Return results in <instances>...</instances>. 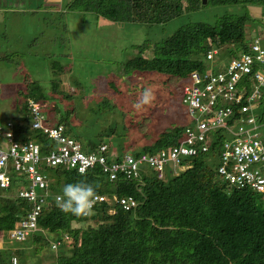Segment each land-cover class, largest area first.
<instances>
[{
	"label": "trees",
	"instance_id": "trees-1",
	"mask_svg": "<svg viewBox=\"0 0 264 264\" xmlns=\"http://www.w3.org/2000/svg\"><path fill=\"white\" fill-rule=\"evenodd\" d=\"M11 1L21 4L24 0ZM205 1L213 5L264 7V0ZM59 3L53 10L62 16L67 12L94 14L102 21L150 27L199 11L206 4L204 0H73ZM252 21H255L253 17L244 13L225 16L216 26L196 23L183 27L162 43L155 44L152 58L144 56L150 46L136 47L139 53L121 65L123 74L155 73L176 79L182 85L194 71L208 69L209 51L219 50L220 61L248 52L246 31ZM2 37L7 39L8 33H3ZM4 53L0 55V63L12 65L11 58L16 53L8 50ZM56 69L51 68L53 74ZM244 81L241 84L244 85ZM60 82V78L53 81L56 90ZM19 97L25 113L8 120L14 121L19 142L37 141L43 155L55 146L41 131L32 129L29 103L35 101L43 106L53 125H64L67 133L84 146L71 134L75 124L70 113L64 112L61 105L54 111L47 108L54 99L39 81L27 84ZM256 108L261 109L255 111L256 115L263 113V105ZM49 111H57L61 117L58 122ZM185 126L163 131L144 152L155 154L179 145ZM223 141L220 135L209 153L184 158L180 166L167 168L165 180L147 174L137 181L110 182L100 167L85 175L64 167L44 168L51 193L61 194L66 184L85 181L97 185V195L107 196L110 201L97 205L91 215L76 216L65 213L54 197L49 198L39 219L40 231L33 235V241L42 247L51 246L45 234L54 233L53 229L68 236V239L56 240L65 248L58 253L55 264H264V195L250 189H237L219 176ZM102 144L103 141L99 144L91 141L84 149L96 150ZM21 181L16 177L10 190L0 188V237H5L31 210L27 200L16 196ZM115 196L132 197L138 204L134 209L125 210L113 200ZM49 227L52 230H44ZM12 258L4 257L0 251L1 264H12Z\"/></svg>",
	"mask_w": 264,
	"mask_h": 264
},
{
	"label": "rangeland",
	"instance_id": "rangeland-1",
	"mask_svg": "<svg viewBox=\"0 0 264 264\" xmlns=\"http://www.w3.org/2000/svg\"><path fill=\"white\" fill-rule=\"evenodd\" d=\"M58 2L63 0H24L21 4L0 0V55L4 56L6 50L16 53L11 58L12 65L0 63V118L6 122L23 115L25 108L19 103V94L27 84L39 81L54 99L47 108L54 111L61 105L64 112L70 113L75 124L71 133L74 137L85 147L91 141L96 144L103 141L111 152L119 155L145 154V148L160 133L189 121L182 103L183 89L189 82L181 85L176 79L155 73L124 76L121 65L139 53L136 47L150 46L144 56L152 58L153 46L183 27L196 23L216 26L225 16L244 13L255 20L247 25V39L258 35L264 45L263 6L206 3L199 11L150 27L102 21L94 14L67 12L62 16L53 10L60 5ZM3 33H8L7 39L2 37ZM53 67H57L58 76L52 73ZM214 69L220 70V65ZM58 78L61 82L56 90L53 81ZM146 91L152 94V99L149 104H142ZM52 111L49 114L53 113L51 117L58 122L60 115ZM41 167L44 170V165ZM170 168L173 166L169 165ZM53 230L54 233L45 234L51 242V246L45 247L33 241L32 235L19 243L7 233L0 237V251L6 258L13 256L12 264H55L58 253L65 247L56 244L55 249L53 244L65 233Z\"/></svg>",
	"mask_w": 264,
	"mask_h": 264
},
{
	"label": "built area",
	"instance_id": "built-area-1",
	"mask_svg": "<svg viewBox=\"0 0 264 264\" xmlns=\"http://www.w3.org/2000/svg\"><path fill=\"white\" fill-rule=\"evenodd\" d=\"M248 44V52L227 61H220L218 50L208 52V69L191 73L190 85L183 89L182 103L189 121L182 140L179 145L155 154L119 155L111 152L107 144L86 151L64 125L50 122L40 103L30 101L32 129L41 131L55 145L43 155L40 143L19 142L15 124L0 118V188L10 190L15 178H21L18 197L31 204L28 214L8 232L9 238L23 243L40 231L39 219L49 198L60 195L50 192L42 165L64 167L80 175L100 167L110 182L137 181L147 174L165 180L169 165L177 167L184 158L209 153L221 135L224 141L219 176L237 189L264 195V111L255 114L256 106H264V46L259 36L248 40ZM214 62L224 69L215 70ZM97 197L94 208L110 201L104 195ZM113 200L125 210L138 204L132 197L115 196ZM56 244L61 246L62 242H54L55 249Z\"/></svg>",
	"mask_w": 264,
	"mask_h": 264
},
{
	"label": "clouds",
	"instance_id": "clouds-1",
	"mask_svg": "<svg viewBox=\"0 0 264 264\" xmlns=\"http://www.w3.org/2000/svg\"><path fill=\"white\" fill-rule=\"evenodd\" d=\"M151 99L152 94L146 91L140 103L149 104ZM97 187V185L85 181L66 184L62 189V193L56 196V204L65 213H71L76 216L91 215L98 199Z\"/></svg>",
	"mask_w": 264,
	"mask_h": 264
},
{
	"label": "water",
	"instance_id": "water-1",
	"mask_svg": "<svg viewBox=\"0 0 264 264\" xmlns=\"http://www.w3.org/2000/svg\"><path fill=\"white\" fill-rule=\"evenodd\" d=\"M204 3H206V1L204 0Z\"/></svg>",
	"mask_w": 264,
	"mask_h": 264
}]
</instances>
